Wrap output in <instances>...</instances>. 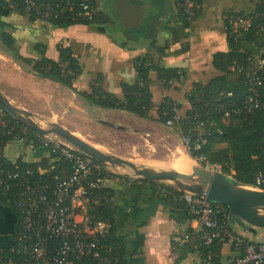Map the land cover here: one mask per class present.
I'll list each match as a JSON object with an SVG mask.
<instances>
[{
  "label": "trees",
  "instance_id": "1",
  "mask_svg": "<svg viewBox=\"0 0 264 264\" xmlns=\"http://www.w3.org/2000/svg\"><path fill=\"white\" fill-rule=\"evenodd\" d=\"M11 1L12 5L8 0H0L1 5L5 7V13L10 14L16 11L26 15L22 10V0ZM202 1L194 2V6L188 12L185 9V0H174L176 4L175 16L181 21L185 34H189L191 22L200 14ZM248 3L253 9L250 13L238 11L223 14V23L231 16L245 15L251 19L246 29L233 30L229 28L228 31H225L227 50L217 51L212 54L211 58V64L218 74L205 84L192 83L190 90L185 95L189 108L182 116L176 114V110L180 109L181 105L170 97L165 96L157 103L152 101L150 87L153 81L150 78V73L156 74L157 83L164 88L169 89L174 86L179 89L187 79V71L180 66L155 65L152 53H143L133 58L134 80L120 82V95H117L104 88V77L100 73L89 81V90L87 91L78 89L74 85L77 76L81 73V66L78 56L74 54L69 45L57 44L58 57L51 59L46 55V45L41 41V38L33 36L34 46L31 55H22L20 42L13 35V25L1 18L0 44L2 51L8 54L15 63L25 66L40 77L53 79L89 105L123 110L144 119L153 117L161 125H166L165 122L169 119L174 120L173 127L180 138L190 137L186 151L191 158L199 161L202 165L205 163L216 165L222 173L231 175L250 187L264 190V74L260 87L255 86L248 90L243 78L236 76L232 68L235 63L244 64L248 58L254 57L255 47H264V40L257 26L259 23H264V18L259 15L255 16L259 12L257 5L252 4L249 0ZM28 17L31 21L38 20L32 14ZM154 19V16L147 17L149 22H154ZM105 21L107 20L104 19L100 11L93 20L89 21L72 18L65 12L47 23L53 27L66 28L75 24H99ZM238 35L242 37L236 39ZM245 44L249 48L245 47ZM187 49L188 43L183 45V50ZM261 53L264 55L260 51L259 54ZM248 95L258 99L261 103L260 107L247 110L245 106ZM225 111L228 113L227 116L224 115ZM7 116L16 120L8 113ZM196 119L206 120V126L203 129H197ZM16 122L18 126L25 128L29 135L34 132L20 121L16 120ZM18 128L13 135L18 134ZM13 139L12 136H0V149H3ZM196 140L199 143L198 148H195ZM36 146L37 149L47 151L49 155L34 162L25 161L20 155L13 162L12 167L13 170H45V173L41 175V180L48 185L47 196L50 198L56 179H63L69 175L73 170L72 165L59 155L56 162H50V158L54 154L40 144H36ZM103 168H105L104 180H112L116 188H108L103 184L99 193L106 194L107 199H102L97 204L90 202L87 204L86 214L91 223L102 221L110 224L108 234L99 240V244H102L103 247L95 250L97 256L106 255L112 258L110 264H120L128 257L129 227L128 221L121 216V212L137 207L142 198H145L148 193H152L159 202L167 207L170 218L176 223L171 246L176 252L177 261L188 255H194L199 264H204L207 254L211 252L214 253V260L219 262L217 253L225 242H219L216 239L212 244H204L202 235L206 233V230L200 225L197 228L190 226L193 215L191 204L184 198V192L158 181L130 178L123 174L111 173L106 170L105 166ZM230 171H233V174H230ZM258 173H261L263 177V181L260 183L256 182ZM211 203L220 206L228 214V208L224 204ZM0 206L8 208L13 216L12 239H14L19 230L20 210L16 208L13 197L10 194H4L1 189ZM225 221L233 232L234 218L229 217L228 214ZM8 247L1 246L4 253L8 254ZM108 247L113 248L107 250ZM96 261V257L92 255L74 259L75 264H97Z\"/></svg>",
  "mask_w": 264,
  "mask_h": 264
},
{
  "label": "crops",
  "instance_id": "2",
  "mask_svg": "<svg viewBox=\"0 0 264 264\" xmlns=\"http://www.w3.org/2000/svg\"><path fill=\"white\" fill-rule=\"evenodd\" d=\"M97 1L98 9L102 12L104 19H109L106 12L111 7L119 12L117 0ZM129 1L133 5L143 6L144 9L141 22L136 27L142 21H146L148 16L155 17L154 22L150 21L147 24L148 32L137 36L131 43L128 42L130 41L129 36H124V31L120 30L119 37H116L113 31L110 33L109 29L102 28V24L107 21L99 24H75L66 28H58L42 20L31 21L27 15L19 14L16 11L7 14L1 3L0 18L13 25V35L20 42L22 55H31L34 46L33 36L41 38V41L46 45V55L51 59L58 57L57 44L69 45L74 54L78 56V62L81 66V73L77 76L74 84L81 90H89V81L100 73L104 77V88L120 95V82H132L134 80L133 58L143 53H152L153 62L157 66L185 68L187 79L179 89L174 86L169 89L164 88L157 83L156 74L150 73V78L153 81L150 87L152 101L157 103L165 96L170 97L181 105L177 116H182L189 108L185 95L190 90L192 83L205 84L218 74L211 64V58L213 53L227 50L223 14L238 11L251 12L252 6L248 0H203L200 14L191 22L189 34H185L181 21L175 16L176 4L174 0ZM186 43H188V49L184 51L183 45ZM42 79L44 80V78ZM45 80L60 85L48 78ZM64 88L72 96L75 95L66 87ZM128 115L132 114L128 113ZM15 143L14 141L10 142L2 150L3 155L13 162L20 155L25 161L33 162L49 155L47 151L42 149H36L32 152L28 147L18 143L20 151L16 152L14 147H17V144ZM177 151H181L182 155H177L181 159L193 162L183 150ZM177 156L173 159V163L177 160ZM167 161L168 159L154 162V164L158 163L155 166L150 163V166L164 168L171 165ZM103 184L108 188H116L112 180L106 179ZM121 216L128 221L130 242L129 255L120 264H199L194 255H188L186 258L177 261L176 252L171 246L176 223L170 218L167 207L159 202L152 193H148L145 198H142L137 207L122 211ZM12 222L11 212L8 208L0 206L1 246H9L12 242ZM234 222L235 224L232 226L234 234L242 235L250 241H264L251 240V238L236 231L235 226L241 231L245 229L236 220ZM190 226L197 228L199 225L196 220H192ZM5 238L9 240L7 245L2 244L5 242ZM237 254L238 251L231 241H227L220 246L217 257L220 264H227Z\"/></svg>",
  "mask_w": 264,
  "mask_h": 264
},
{
  "label": "built area",
  "instance_id": "3",
  "mask_svg": "<svg viewBox=\"0 0 264 264\" xmlns=\"http://www.w3.org/2000/svg\"><path fill=\"white\" fill-rule=\"evenodd\" d=\"M197 0H185V9L189 12ZM259 7L255 16L264 18V0H249ZM12 5L13 2L8 0ZM22 10L33 15L38 20L48 22L66 12L72 18L93 20L99 12L97 0H22ZM250 17L245 15L229 17L224 23L225 31L238 28L246 29ZM259 31L264 40V23H259ZM238 35L237 38H241ZM254 57L246 63H235L232 67L236 76L243 78L244 84L251 90L260 87L264 74V47H255ZM261 55V56H260ZM230 94V93H229ZM258 99L246 97L247 110L260 107ZM175 110V109H174ZM225 116L228 113L225 111ZM17 120V119H16ZM16 120L7 116L0 106V136L13 137V141L28 147L32 152L37 145L46 147L54 154L50 162H56L58 155L72 165V172L63 179H56L53 194L47 196L48 185L43 183L41 175L45 170L32 169L13 170V161L7 159L0 149V189L4 194L13 197L14 204L20 210L21 220L19 230L4 253L0 245V264H75L74 259L92 255L97 264H110L112 258L106 255L97 256L95 250L103 247L100 238L108 234L110 224L96 221L90 222L86 214L87 204H97L107 199L106 194H100L104 181L105 168L97 160L81 152L56 135L45 137L36 132L27 133L26 129L18 126ZM206 120L196 119L197 129L206 126ZM174 120H167L168 126ZM18 128V134L13 135ZM200 136V135H199ZM55 138L57 140H55ZM186 147L190 142L189 136L182 137ZM198 140L195 148L199 147ZM207 164V163H205ZM218 170L216 165H212ZM263 181L261 173L256 175V182ZM258 189V188H257ZM184 198L191 204L193 220L203 226L205 234H201L204 244L231 241L238 251L237 256L227 264H264V241H250L242 235L233 234L231 227L225 221L227 212L220 206L212 204L203 197L184 192ZM200 235V234H198ZM113 247H108L111 250ZM10 253V255H9ZM204 264H220L214 260V253L209 252Z\"/></svg>",
  "mask_w": 264,
  "mask_h": 264
},
{
  "label": "rangeland",
  "instance_id": "4",
  "mask_svg": "<svg viewBox=\"0 0 264 264\" xmlns=\"http://www.w3.org/2000/svg\"><path fill=\"white\" fill-rule=\"evenodd\" d=\"M106 14L109 19L102 24V28L109 29L110 33L113 31L116 37H119L120 30L124 31V36H129V43L137 36L148 32L149 20L147 19L138 27L126 28L122 24L120 13L115 9L111 7ZM245 47L249 48L246 44ZM1 48L0 44V93L12 105L41 117L42 120L37 121L40 127L48 129L51 123H59L98 150L137 165L150 166V163H153L151 165L155 166L158 163L154 164V162L168 159L167 163L171 165L164 168H175L174 170L179 169L184 173H189L194 165L216 170L212 165H202L188 155L182 138L173 125H161L153 117L146 120L135 115H128L121 110L114 109V111L89 105L76 95L72 96L63 86L45 80L44 77L32 73L25 66L15 63ZM177 113H179L178 110H176ZM101 121L112 123L113 126ZM53 136L54 134L51 133V138H54ZM18 144L14 147L16 152L20 148ZM175 149L183 150L193 162L181 159L177 156L182 155L181 151ZM175 156L177 160L173 163ZM106 170L115 174H128V176L133 173L127 166L108 164ZM230 174H233V171H230ZM160 183L174 187L172 182ZM235 230L251 240H264L263 228H257L255 233L241 231L237 226ZM2 244H9V240L5 238Z\"/></svg>",
  "mask_w": 264,
  "mask_h": 264
},
{
  "label": "water",
  "instance_id": "5",
  "mask_svg": "<svg viewBox=\"0 0 264 264\" xmlns=\"http://www.w3.org/2000/svg\"><path fill=\"white\" fill-rule=\"evenodd\" d=\"M117 1L122 24L126 28L137 26L141 22L143 6L133 5L129 0ZM0 106L13 118L42 137L52 133L105 167L108 164L127 166L133 172L131 176L123 174L127 177L146 181L172 182L174 188L179 191L203 197L210 202L224 204L228 208L229 217L240 223L243 229L255 233L257 228H264V190L247 189L250 186L236 180L231 175L200 165L192 166L189 173L168 168L137 165L94 148L59 123H51L48 129L40 127L37 121H41V117L12 105L5 100L1 93ZM101 122L113 126L112 123Z\"/></svg>",
  "mask_w": 264,
  "mask_h": 264
},
{
  "label": "bare ground",
  "instance_id": "6",
  "mask_svg": "<svg viewBox=\"0 0 264 264\" xmlns=\"http://www.w3.org/2000/svg\"><path fill=\"white\" fill-rule=\"evenodd\" d=\"M94 148H96V147H94ZM97 149V148H96ZM247 189H254V190H256L254 187H248Z\"/></svg>",
  "mask_w": 264,
  "mask_h": 264
}]
</instances>
